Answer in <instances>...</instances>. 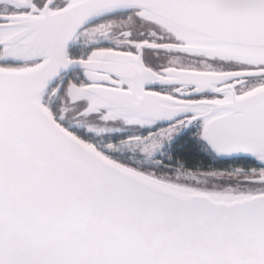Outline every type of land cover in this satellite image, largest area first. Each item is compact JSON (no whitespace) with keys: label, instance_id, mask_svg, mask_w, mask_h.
I'll use <instances>...</instances> for the list:
<instances>
[{"label":"snow or ice","instance_id":"obj_1","mask_svg":"<svg viewBox=\"0 0 264 264\" xmlns=\"http://www.w3.org/2000/svg\"><path fill=\"white\" fill-rule=\"evenodd\" d=\"M0 264H264V0H0Z\"/></svg>","mask_w":264,"mask_h":264}]
</instances>
